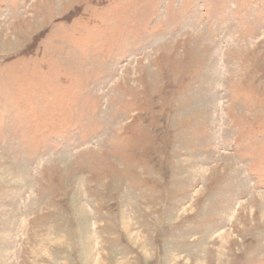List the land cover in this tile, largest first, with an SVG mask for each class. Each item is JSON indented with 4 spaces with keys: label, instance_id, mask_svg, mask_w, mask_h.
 Listing matches in <instances>:
<instances>
[{
    "label": "rangeland",
    "instance_id": "obj_1",
    "mask_svg": "<svg viewBox=\"0 0 264 264\" xmlns=\"http://www.w3.org/2000/svg\"><path fill=\"white\" fill-rule=\"evenodd\" d=\"M0 264H264V0H0Z\"/></svg>",
    "mask_w": 264,
    "mask_h": 264
}]
</instances>
